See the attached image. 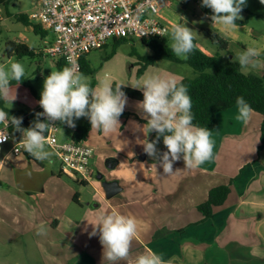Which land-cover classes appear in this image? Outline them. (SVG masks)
<instances>
[{
	"label": "crops",
	"instance_id": "0c3cea01",
	"mask_svg": "<svg viewBox=\"0 0 264 264\" xmlns=\"http://www.w3.org/2000/svg\"><path fill=\"white\" fill-rule=\"evenodd\" d=\"M190 2L175 0L183 20L187 16L183 11H187ZM172 5L173 1L162 7L163 22ZM202 8L204 19L197 26L200 31L209 27L219 32L229 41L235 56L248 47H256L261 53L257 66L247 71L263 73L264 28L254 26L250 17L264 20V4L246 0L240 13L246 23L232 27L212 26L210 16ZM46 32L51 44L55 33ZM96 50L83 58L92 67V53ZM181 78L178 75L177 79ZM40 99L41 93L34 90L25 101L5 104L16 111L9 118L36 115ZM123 115L119 117L121 128L116 131H89L86 140L99 150L110 139L116 143L113 152L98 150L94 154L91 177L85 181L61 174V162L49 144V150L56 153L51 166L24 149L16 154L13 145L18 138L10 130L12 124L7 119L0 122V129L8 128L12 134L11 141L0 144V264H109L107 260L103 262L99 234L90 237L92 226L84 219L96 220L101 213L113 211L137 221L129 260L118 264H132L147 251L161 254L170 264H264L263 115L253 110L250 121L244 124L235 120L236 104L219 111L217 125L211 130L214 159L196 168H185L181 158L173 164L174 171L178 169L173 175H163L162 167L144 152L142 140L153 141L154 131L145 137L133 129L134 124H146L145 119L137 116L141 123H131L124 129L127 117ZM82 124L75 123L67 140ZM61 125L60 122V128ZM156 147L161 154L167 151L160 141ZM143 154L145 158H141ZM106 166L114 168L112 174L103 170ZM93 168L101 169L103 177L95 178ZM104 180L118 184L119 189L112 196H108ZM78 183L94 188L91 201L84 200L83 194L88 190ZM222 184H230L231 192L222 205L215 207L214 214L205 218L198 206L207 200L212 187ZM38 226L44 227V234H37Z\"/></svg>",
	"mask_w": 264,
	"mask_h": 264
},
{
	"label": "clouds",
	"instance_id": "9594fccd",
	"mask_svg": "<svg viewBox=\"0 0 264 264\" xmlns=\"http://www.w3.org/2000/svg\"><path fill=\"white\" fill-rule=\"evenodd\" d=\"M264 4V0H260ZM246 0H202V6L212 10V26L222 24L226 27L235 26L236 21L243 19L240 15ZM158 33L170 36L168 45L172 53L181 59L188 55L199 45L195 42L194 30L185 23L174 24L169 33ZM261 55L256 47H248L244 52L235 56L234 62L240 65L242 74L247 75V69L257 66V58ZM25 78V67L20 62H12L10 66L0 64V100L12 105L16 99L13 95L12 81L19 84ZM134 89L143 92V100L137 102L142 118L147 121L142 127L134 124V131L143 132L145 137L153 131L157 133L156 139L142 140L144 152L152 157L163 169V175H173V164L183 158L185 168H196L214 159L215 141L208 128L192 123V100L188 94L187 86L175 77L162 78L157 75L145 76L132 82L103 83L92 87L85 76L80 73L75 61L68 57V66L61 70H51L43 83V91L39 100L43 112L36 113V120L28 128H22L23 118L10 116L0 111V122L5 121L14 126L16 131L22 133L23 149L39 161H47L51 166L52 157L56 155L49 150L46 133L59 121L69 127H75V120L87 117L91 129H102L110 133L121 128L119 117L125 110L127 95L123 87L128 84ZM237 115L235 120L247 124L253 114V109L244 97H237ZM45 117L41 120L40 117ZM160 137L167 151L162 154L156 147ZM8 139V135L0 136V143ZM92 226L89 236L99 234L103 246V262L118 264L128 261L131 242L137 233V221L132 216L111 212L101 213L96 220H88ZM87 229V225L85 226ZM43 226L37 227V234H44ZM132 264H170L161 254L147 251L138 255Z\"/></svg>",
	"mask_w": 264,
	"mask_h": 264
},
{
	"label": "rangeland",
	"instance_id": "374dc122",
	"mask_svg": "<svg viewBox=\"0 0 264 264\" xmlns=\"http://www.w3.org/2000/svg\"><path fill=\"white\" fill-rule=\"evenodd\" d=\"M37 1L38 0H11L6 5L0 3V64L10 66L12 62H20L24 65L25 78L19 84L15 81L16 85L12 86L13 95L16 92L15 100L20 101H25L29 95L33 94L34 90H38V93H42L45 78L50 74L51 70H57L49 54L44 53L45 48L47 49L50 45V37H43L41 34L35 33L30 25L17 19L14 15L16 13L30 15ZM173 3L174 5L169 7L170 9H168L167 17L165 18V23L169 27L168 33L170 34L174 24L185 23L186 26L194 30V35L197 37L195 42L203 51H213V54L219 51V45L213 42L198 28L199 22L202 21L201 18L204 19L202 0H191L187 11H183L184 15H187L184 20L182 16L179 15L177 7H175V0H173ZM250 19L257 28H264V20L262 18L250 17ZM165 37L167 39L166 43L170 45V36ZM10 40H24L36 51L42 53L33 55L26 54L22 56L13 53L10 56L7 51V45ZM160 40L162 39L160 38ZM114 46L115 40L111 38L106 46L92 53L94 70L92 72H82L87 82H89L92 87L100 86L105 82L111 83L113 86L116 82L134 83L142 77L151 75H157L162 78H177L178 75L182 77L195 75L194 68L187 62H177L169 59H159L153 66H149L146 72L139 73V69L144 63L141 56L153 53V50L147 44L143 43L140 37L135 36L120 42L117 45L116 52L112 56L106 57L112 52ZM42 49L44 50L42 51ZM128 86L132 87L130 83ZM127 98L126 105L128 107H126V109L128 110H124L122 113V115L124 114L123 116L127 117L124 129L131 123H141V120L137 116L142 118L140 110L137 107V102L143 99H136L129 96H127ZM0 111L5 112L3 109H0ZM86 118L87 117H81L75 120V123L82 124ZM143 122L147 123L146 120H143ZM73 130V127L62 124L58 136L61 140H67ZM115 143L116 141L110 139L104 145L99 146L100 150L98 146L94 144L95 154L97 152L99 153V151L102 153L113 152ZM113 169L114 168L111 169L107 166L103 168V170H106V172L110 174H112L111 171ZM101 172V169L93 168L95 178L98 174H102ZM107 173H105L106 176L108 175ZM78 186L88 190L87 193L84 192L83 198L84 200L91 201L94 188L92 186H83L81 183H78Z\"/></svg>",
	"mask_w": 264,
	"mask_h": 264
},
{
	"label": "built area",
	"instance_id": "2783aa9c",
	"mask_svg": "<svg viewBox=\"0 0 264 264\" xmlns=\"http://www.w3.org/2000/svg\"><path fill=\"white\" fill-rule=\"evenodd\" d=\"M173 0H39L30 13L32 22L55 33V39L47 47L54 63L68 66V57L75 61L80 73L82 60L90 51L105 46L114 37H163L168 25L162 21L163 6ZM39 112H43L40 107ZM42 118L45 117L42 116ZM60 122L48 133L46 141L52 146L61 162V171L79 180L91 177L95 147L86 139H59ZM8 135L3 143L11 141L8 128L0 129V136ZM21 138L13 145V151H23ZM1 144V143H0Z\"/></svg>",
	"mask_w": 264,
	"mask_h": 264
},
{
	"label": "trees",
	"instance_id": "16d2710c",
	"mask_svg": "<svg viewBox=\"0 0 264 264\" xmlns=\"http://www.w3.org/2000/svg\"><path fill=\"white\" fill-rule=\"evenodd\" d=\"M9 1L11 0H0V3L6 5ZM204 11L211 17L212 10L210 8L204 7ZM14 15L25 24L32 26L35 33L41 34L43 37L46 36L47 30L40 24L32 22L30 15L24 13H16ZM245 23L246 20L243 19L236 21V24ZM202 32L213 42L219 45V51L214 54H209L199 47L190 53L187 59H181L172 53V50L166 43L167 39L165 36L141 38L143 43L147 44L153 50V53L141 56L144 63L140 67L139 73H143L147 67L153 65L159 59L187 62L194 68L195 75L184 76L180 79V81L187 86L188 94L192 100V123L194 125L212 130L217 125L218 112L235 105L237 97L242 96L250 104L253 110L263 115L262 147L264 145V72L261 74L254 72H250L247 75L242 74L238 62H234L235 55L229 49V41L212 28H203ZM160 38L162 40H160ZM112 39L115 40V46L112 52L106 57L112 56L116 52L117 45L129 38L114 37ZM7 51L10 56L13 53L20 56L42 53L37 52L23 40H10L7 45ZM63 65L64 64L58 62V70H61L64 67ZM93 70L94 68L90 62L83 59L82 72H92ZM123 91L129 97L136 99L144 98L143 92L140 89H134L133 87L126 86L123 87ZM0 109L5 110L6 113L11 115L16 112L15 110L6 107L3 100H0ZM40 119L44 120L42 117H40ZM35 120L36 115L26 116L22 120L21 127L28 128ZM10 130L16 138H21L22 133L16 131L13 125L10 127ZM90 130L91 123L89 118H87L82 125L77 126L74 131L73 138L76 140L86 139ZM156 136L157 133L154 131L152 139L155 140ZM159 141L163 143V137H160ZM61 174L64 173L61 171ZM230 192V184H222L212 187L209 191L207 200L200 203L198 206L203 212L204 217H211L214 214L215 207L222 205L226 201Z\"/></svg>",
	"mask_w": 264,
	"mask_h": 264
},
{
	"label": "water",
	"instance_id": "95a60500",
	"mask_svg": "<svg viewBox=\"0 0 264 264\" xmlns=\"http://www.w3.org/2000/svg\"><path fill=\"white\" fill-rule=\"evenodd\" d=\"M146 157V155L145 154H143L142 156H141V158H145ZM103 176H102V174H98V178H102ZM104 187H105V189H106V191H107V194H108V196H112L114 193H116L117 191H118V189H119V186H118V184L117 183H109V182H107V181H105L104 180Z\"/></svg>",
	"mask_w": 264,
	"mask_h": 264
}]
</instances>
